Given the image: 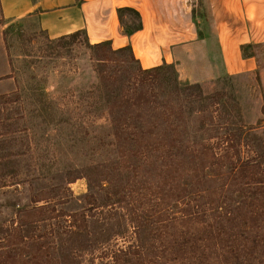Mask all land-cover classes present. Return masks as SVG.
Wrapping results in <instances>:
<instances>
[{
  "label": "rangeland",
  "instance_id": "1",
  "mask_svg": "<svg viewBox=\"0 0 264 264\" xmlns=\"http://www.w3.org/2000/svg\"><path fill=\"white\" fill-rule=\"evenodd\" d=\"M136 22L132 12L122 13L124 30ZM3 39L15 87L0 94V264H113L110 253L137 246L144 233L152 238L162 215L167 224L173 221L181 211L175 198L184 195L188 180L178 178L172 196L166 181L172 171L164 168L177 160H156V151L146 174L121 164L109 114L113 99L83 33L50 38L32 21H14ZM243 54L254 56L255 71L194 82L178 78L174 64L168 67L180 84L198 83L215 95L220 123L234 115L253 127L240 149L256 159L264 151V42L247 45ZM123 57L109 67L117 68ZM147 90L160 94L163 84ZM182 152L187 161L190 151ZM258 159L264 164V155ZM201 165L197 159L195 167ZM132 214L138 217L133 223ZM165 229L175 233V227Z\"/></svg>",
  "mask_w": 264,
  "mask_h": 264
},
{
  "label": "trees",
  "instance_id": "2",
  "mask_svg": "<svg viewBox=\"0 0 264 264\" xmlns=\"http://www.w3.org/2000/svg\"><path fill=\"white\" fill-rule=\"evenodd\" d=\"M123 12H132L137 19L131 29L140 26L138 13L130 8L118 10L120 24ZM88 47L99 67L100 83L113 99L109 114L121 164H132L139 176L146 174V167L153 163L151 153L156 151V160H177L171 169L164 168L172 171L166 179L173 186L172 196L178 178L188 180L189 185L184 195H175L181 211L173 221L168 219L167 224V215H162L152 238L144 233L137 246L111 252L112 263L264 264V164L258 159L264 151L250 159L240 149L244 139L252 136L253 127L234 115L220 123L215 95L206 94L198 83L180 84L167 64L143 68L130 46L113 49L108 41H101ZM122 56L116 69L109 67ZM130 63L136 67L132 69ZM120 81L125 82L122 88L117 87ZM154 83L163 84L160 94L147 90ZM203 110H207L206 117L201 115ZM190 122L192 132L186 127ZM203 131L214 133L202 136ZM183 150L190 151L187 161ZM197 159L202 162L200 168L195 167ZM223 162L227 166L221 169ZM121 202L133 211L125 198ZM137 218L132 214L129 220L133 223ZM167 225L175 227L173 235L167 233Z\"/></svg>",
  "mask_w": 264,
  "mask_h": 264
},
{
  "label": "crops",
  "instance_id": "3",
  "mask_svg": "<svg viewBox=\"0 0 264 264\" xmlns=\"http://www.w3.org/2000/svg\"><path fill=\"white\" fill-rule=\"evenodd\" d=\"M122 8L138 13V28L124 30ZM14 21H32L50 38L78 32L88 44L130 46L143 68L174 64L178 78L194 82L255 71L243 49L264 42V0H0V94L15 87L3 39Z\"/></svg>",
  "mask_w": 264,
  "mask_h": 264
}]
</instances>
